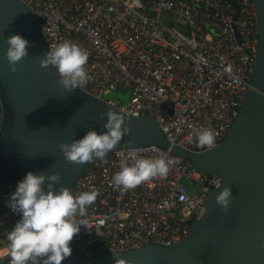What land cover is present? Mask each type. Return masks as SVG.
Listing matches in <instances>:
<instances>
[{"label": "built area", "instance_id": "obj_1", "mask_svg": "<svg viewBox=\"0 0 264 264\" xmlns=\"http://www.w3.org/2000/svg\"><path fill=\"white\" fill-rule=\"evenodd\" d=\"M20 1L33 11L48 50L64 41L87 50L89 80L82 91L128 117H153L167 140L188 152L218 147L247 94L257 91L260 32L252 0H239L238 7L228 0ZM206 127L215 133L210 147L197 140ZM130 148L96 160L76 185L75 195L98 192L70 242L78 264L181 243L223 183L171 148L150 145L135 148L144 157L165 158L168 174L118 189L111 180ZM13 222L12 211L4 212L0 229Z\"/></svg>", "mask_w": 264, "mask_h": 264}, {"label": "water", "instance_id": "obj_2", "mask_svg": "<svg viewBox=\"0 0 264 264\" xmlns=\"http://www.w3.org/2000/svg\"><path fill=\"white\" fill-rule=\"evenodd\" d=\"M228 1L238 7L239 0ZM252 1L260 32L253 76L257 91L247 94L224 141L205 153H191L172 145L153 117L122 113L128 134L108 153L135 146L171 148L174 156L201 172L222 177L221 189L210 195L203 215L181 243L103 255L93 264H264V0ZM15 35L29 45L13 73L5 53L7 39ZM47 51L31 8L20 0H0V216L10 210L5 202L29 171L58 173L57 190L67 187L74 193L96 160L69 163L60 144L81 139L90 130L106 131L109 107L80 89L67 93L57 70L41 66ZM223 187L232 192L227 213L216 202ZM13 216L14 222L0 229V249L8 247L7 234L20 219V214ZM61 264H78L73 250Z\"/></svg>", "mask_w": 264, "mask_h": 264}, {"label": "clouds", "instance_id": "obj_3", "mask_svg": "<svg viewBox=\"0 0 264 264\" xmlns=\"http://www.w3.org/2000/svg\"><path fill=\"white\" fill-rule=\"evenodd\" d=\"M9 45L5 55L10 71L16 72V65L28 55L29 41L20 35L7 39ZM87 50L79 45L64 41L51 46L41 60L42 67L52 66L59 75V84L67 93L83 89L89 80L86 69ZM103 127L106 131H88L81 139L60 144L64 158L69 163L84 164L104 160L128 134L125 116L111 108L106 113ZM104 114L101 115V119ZM198 144L212 146L215 133L211 127L197 132ZM168 174V162L163 157L151 158L139 154L132 147L121 161L120 170L112 177L114 187L127 191L143 182ZM61 176L58 173L29 171L5 202L7 207L20 219L7 234L10 249L9 264H61L72 254L70 242L87 221L86 209L98 196L96 191H84L75 195L67 187L59 190ZM221 189V188H220ZM232 200L230 187H223L216 196V202L225 213Z\"/></svg>", "mask_w": 264, "mask_h": 264}, {"label": "rangeland", "instance_id": "obj_4", "mask_svg": "<svg viewBox=\"0 0 264 264\" xmlns=\"http://www.w3.org/2000/svg\"><path fill=\"white\" fill-rule=\"evenodd\" d=\"M0 121H2L1 120V118H0ZM0 127H1V123H0ZM185 185L188 187L189 185H188V183H185ZM5 252H3V254H4ZM9 260H10V254H8L7 256H0V264H9Z\"/></svg>", "mask_w": 264, "mask_h": 264}, {"label": "bare ground", "instance_id": "obj_5", "mask_svg": "<svg viewBox=\"0 0 264 264\" xmlns=\"http://www.w3.org/2000/svg\"><path fill=\"white\" fill-rule=\"evenodd\" d=\"M3 252H5V253L3 254ZM7 253H8V252H7L6 249H4V250L1 251V255H2V256H5Z\"/></svg>", "mask_w": 264, "mask_h": 264}, {"label": "crops", "instance_id": "obj_6", "mask_svg": "<svg viewBox=\"0 0 264 264\" xmlns=\"http://www.w3.org/2000/svg\"><path fill=\"white\" fill-rule=\"evenodd\" d=\"M0 123H1V121H0ZM4 250V249H3Z\"/></svg>", "mask_w": 264, "mask_h": 264}]
</instances>
